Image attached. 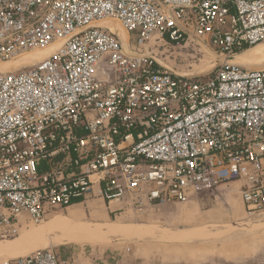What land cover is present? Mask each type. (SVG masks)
I'll return each mask as SVG.
<instances>
[{"label":"built area","instance_id":"obj_1","mask_svg":"<svg viewBox=\"0 0 264 264\" xmlns=\"http://www.w3.org/2000/svg\"><path fill=\"white\" fill-rule=\"evenodd\" d=\"M259 42L264 0H0V239L91 196L143 210L230 181L244 218L264 215V67L230 59ZM202 46L219 56L205 76L152 50Z\"/></svg>","mask_w":264,"mask_h":264},{"label":"rangeland","instance_id":"obj_2","mask_svg":"<svg viewBox=\"0 0 264 264\" xmlns=\"http://www.w3.org/2000/svg\"><path fill=\"white\" fill-rule=\"evenodd\" d=\"M136 35V32L130 33V43L132 45L135 43ZM152 50L157 54V57L175 73L189 76H205L210 74L215 63L219 59L218 54L208 46L195 47L192 49L159 47L152 48ZM162 52L163 55H161ZM230 59L233 62L240 64L235 61V55ZM263 61L264 56L258 60L260 63ZM243 66L252 68L264 67V65L255 67L248 65ZM237 189L238 182H226L222 185L216 186L214 193H204V195L201 196V199L194 205H191L192 203L187 204L185 209L192 208L191 215H189L191 217L197 215L200 219L219 216L221 210L234 211V217L229 220H227L228 218H222L221 220L216 221V223L206 224L205 227H208V233H205L204 236H209V238H206L205 240L201 239L187 242L179 241L174 243V246H169L171 244L164 246L166 245L164 241L150 240L147 236L144 238H122L128 237L129 235L111 234L113 236L108 237L105 242L97 245H89L87 243L56 245L51 238L52 235L44 234L42 229L48 220L64 216L66 217L68 215L75 217L71 222H78L79 224L107 221L124 223L121 221L127 219H120L114 213L106 214V209L103 206L102 201L99 199L97 200V197L95 196H91L84 202L75 203L70 207H65L63 209L59 208L53 210L51 214L45 218L47 219L49 217L48 220L43 223L28 225L22 230L20 236L5 240L0 239V250H4L7 246H10L7 250H17L15 254L11 255L9 253H0V261L6 257L24 255L35 249L47 247L52 248L54 252L58 254V257L67 263L70 260L71 262L75 261L76 264L79 262L82 263V261L86 260H89L90 262L91 260V263L98 262L101 264L102 260H106L107 255L109 257H116V252L119 253L122 247L129 246L132 248L134 246L133 249L141 254L144 251L143 247L146 246V243L152 242L151 244H156L154 246L163 245L164 247L173 248L172 250L177 257V263L182 264H264V215L251 219L244 218L243 210L236 200ZM155 209V215H159L160 211H158L157 208ZM183 220L186 221L185 218H183ZM183 220L181 224H186ZM143 221L145 220H129L128 218L126 224L143 225ZM154 224L156 226H161H157L159 229L166 227V222L164 221L160 223L154 222ZM46 237L48 238L46 246H38L40 242L42 243V241L46 239ZM159 239L161 238L159 237ZM35 244L38 245L36 246ZM34 245L35 247H33ZM134 250L133 252L135 253ZM112 251L113 253H111ZM121 253L122 252L120 251V254ZM201 253H204L205 256H201ZM142 258L143 256L141 254V256L137 258V261ZM148 258L149 257L147 256L146 259L148 260ZM149 259L150 261H155L157 258L152 255ZM131 260L137 262L135 255Z\"/></svg>","mask_w":264,"mask_h":264},{"label":"crops","instance_id":"obj_3","mask_svg":"<svg viewBox=\"0 0 264 264\" xmlns=\"http://www.w3.org/2000/svg\"><path fill=\"white\" fill-rule=\"evenodd\" d=\"M259 45L264 46V43H260L256 46H259ZM18 65L19 63L15 62L12 64L11 67L18 66ZM231 182L237 183V181H231ZM214 190L195 194L194 196H192V199L188 203H192L191 205H194L195 203L198 202V200L201 199V196H203L204 193H207V192L214 193ZM96 199L98 200L99 198H96ZM86 200L77 201L75 203L84 202ZM99 200L102 201L103 206L106 209V214L114 213L120 219L127 218L126 220H128L129 218V220L138 219V220L146 221V223L145 221H143L144 222L143 225H138V224L129 225L128 227H133V229H136L135 234L130 235L128 237H122V238H144L147 236V238H149L150 240L164 241V243L166 244L164 246H168L169 244H171L169 246H174V243L179 242L177 240L178 239L177 237L187 238L188 239L187 241H196V240H201V239L205 240L206 238H209V236H206V235L204 236L205 233H208V229H207L208 227L207 228L205 227L206 224L216 223V221L221 220L222 218H226V219L228 218L227 220H229L234 217L233 210L232 211L221 210L219 216H216L214 218L200 219V217L197 215L194 217H191L190 215H191L192 208L185 209L188 203H173V204H165V205H158V206H150L143 210H138L136 208L131 207L129 203L125 201H121V202L111 201L109 204H107L103 200L101 199ZM236 200L240 204L241 209L243 210L242 203H241L240 196H239V182H238ZM71 205L67 207H70ZM155 208H157L158 211H160L159 215H155V211H156ZM66 218H68L71 221L72 219L74 220L75 217L68 215L66 216ZM183 218H185L186 221H184ZM126 220L124 221L122 220L121 222H124V223H121V224L128 225L126 224ZM182 220L186 222V224L185 223L181 224ZM163 221L166 222V227H162L163 229L161 228L159 229L158 227H161V226L157 225L158 226L157 227L154 224V222L160 223ZM106 223L109 224L112 222L107 221V222H100L97 224H106ZM193 236H198V237H193ZM159 237L161 239H159ZM187 241H181V242H187ZM151 243L152 242H147L146 246L143 247L144 251L141 253L143 258L141 260L137 261V258L141 256V254H139L138 251L136 252L133 249L134 246L132 248H130L129 246H126L120 249V251L122 252L121 254H120V251L119 253L116 252L117 253L116 257L115 256L109 257L107 255L106 260L104 261L102 260L101 264H132V263L133 264H182V263H177V257L172 250L173 248L164 247L163 245L154 246L156 244H151ZM133 250L135 251V253L133 252ZM111 253H113V251ZM134 255H135L137 262H135V260L134 261L131 260L132 257H134ZM152 255L157 258L155 261H150L149 258ZM200 255L205 256L204 253H201ZM147 256L149 257L148 260L146 259ZM65 264H76V263L75 261L71 262L70 260L68 263L65 261ZM77 264H99V263L98 262L91 263V260L90 262L89 260H86V261H82V263L79 262Z\"/></svg>","mask_w":264,"mask_h":264},{"label":"bare ground","instance_id":"obj_4","mask_svg":"<svg viewBox=\"0 0 264 264\" xmlns=\"http://www.w3.org/2000/svg\"><path fill=\"white\" fill-rule=\"evenodd\" d=\"M118 24L115 21H111V22H108L106 25L109 28H111L112 32H114L123 41L124 44H126L127 37H128L127 33L125 32V30L123 28H120L121 26H119L120 24L119 25ZM259 43H262V42H259ZM259 43H257V44H259ZM252 46H254V45H252ZM249 48L250 47H248V49H244V51H242L240 53H237L235 55V61L239 62L240 64L253 66V67L264 65V62L263 63L258 62V60L262 56H264V46L259 45L256 47L254 46L250 49ZM49 52H50V49H44V50H40V51L30 52V53L26 54V56H28V57H25V60H22L18 63H19V65L30 64L34 61L43 59L44 56L46 57V55ZM218 61H219V59H218ZM10 66H12V65H10ZM18 66H14V67H18ZM249 68H252V67H249ZM53 215H51V216H53ZM48 218L43 220L40 223L45 222L46 220H48ZM128 226L129 225H123L119 222H112L109 224L108 223H106V224H97V223H81V224H79L78 222H71L66 217H59V218H53V219L48 220L44 224L42 230H43L44 234L52 235L51 238L56 245L69 244V243H77V244L78 243H87L89 245H97L99 243L101 244L102 242H105V240L108 237L113 236L111 234L129 235V236L135 234L136 229H133V227H128ZM21 232L17 236H20ZM193 237H198V236H193ZM177 238H178L177 239L178 241H187L188 240L187 238H184V237H181V238L177 237ZM40 243H39V245L38 244L37 245L38 246H46V244L48 243V238L46 237V239L43 240L41 244ZM35 245L33 247H35ZM9 247L10 246H7V247H5V249L7 250ZM5 249L0 250V253H3V254L9 253L11 255V254H15L17 251V250H12V249L6 251Z\"/></svg>","mask_w":264,"mask_h":264}]
</instances>
